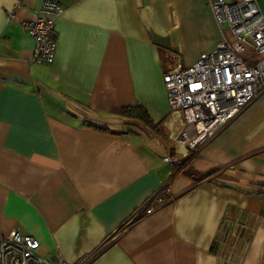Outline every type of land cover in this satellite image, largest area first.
<instances>
[{
	"label": "crops",
	"instance_id": "0c3cea01",
	"mask_svg": "<svg viewBox=\"0 0 264 264\" xmlns=\"http://www.w3.org/2000/svg\"><path fill=\"white\" fill-rule=\"evenodd\" d=\"M42 1L0 0V239L52 262L264 264V93L184 164L172 137L162 77L221 39L208 0H56L46 65L22 27Z\"/></svg>",
	"mask_w": 264,
	"mask_h": 264
},
{
	"label": "built area",
	"instance_id": "2783aa9c",
	"mask_svg": "<svg viewBox=\"0 0 264 264\" xmlns=\"http://www.w3.org/2000/svg\"><path fill=\"white\" fill-rule=\"evenodd\" d=\"M218 23L221 39L193 64H177L163 77L170 113L177 114L175 143L197 150L230 119L264 93V9L259 0H208ZM63 11L56 0H43L31 19L22 22L33 41L32 60L51 64L55 57V21ZM14 17V9L6 19ZM199 85V87H196ZM155 205L164 202L155 196ZM149 201L145 214L155 209ZM38 240L15 228L0 239V264H85L87 258L67 263L58 254L49 261L37 254Z\"/></svg>",
	"mask_w": 264,
	"mask_h": 264
},
{
	"label": "trees",
	"instance_id": "16d2710c",
	"mask_svg": "<svg viewBox=\"0 0 264 264\" xmlns=\"http://www.w3.org/2000/svg\"><path fill=\"white\" fill-rule=\"evenodd\" d=\"M118 113L126 119V124L132 128L136 127L137 125H141L149 128L152 131H159V126L153 123L146 110L141 106L122 107L119 109ZM189 151L192 150H188V153L181 161V164H184L189 160V158H191L192 152L189 153Z\"/></svg>",
	"mask_w": 264,
	"mask_h": 264
},
{
	"label": "rangeland",
	"instance_id": "374dc122",
	"mask_svg": "<svg viewBox=\"0 0 264 264\" xmlns=\"http://www.w3.org/2000/svg\"><path fill=\"white\" fill-rule=\"evenodd\" d=\"M259 5L262 9H264V0H259ZM177 114L176 113H170V119L173 121V122H176L177 121Z\"/></svg>",
	"mask_w": 264,
	"mask_h": 264
},
{
	"label": "snow or ice",
	"instance_id": "6c2138e0",
	"mask_svg": "<svg viewBox=\"0 0 264 264\" xmlns=\"http://www.w3.org/2000/svg\"><path fill=\"white\" fill-rule=\"evenodd\" d=\"M196 87H199V85H197Z\"/></svg>",
	"mask_w": 264,
	"mask_h": 264
}]
</instances>
